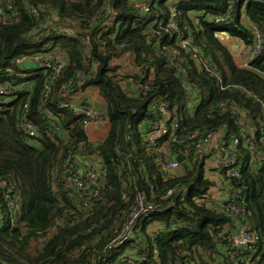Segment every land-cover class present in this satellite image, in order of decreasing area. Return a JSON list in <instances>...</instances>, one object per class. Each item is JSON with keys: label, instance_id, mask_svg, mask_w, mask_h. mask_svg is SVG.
<instances>
[{"label": "trees", "instance_id": "1", "mask_svg": "<svg viewBox=\"0 0 264 264\" xmlns=\"http://www.w3.org/2000/svg\"><path fill=\"white\" fill-rule=\"evenodd\" d=\"M14 5L17 23L0 25V84L29 85L30 91L0 96V183L5 188L12 185L18 196L14 222L0 226V264H224L223 251L235 217L205 202L215 186L205 175L211 153L192 151L179 164L181 173L171 175L162 171L166 156L150 152L143 143L141 129L153 119L148 104L163 96L169 100L172 119L178 121L179 141L193 129L221 133L226 140L230 134L238 136L235 153L242 165L241 178L226 186L216 180L225 189L243 187L237 201L248 227L258 236L252 264H264V162L252 166L234 112L239 109L249 116L256 146L264 152L260 106L264 105V78L259 75L264 73V44L249 68H238L230 50L215 36L225 32L250 48L248 24L264 34V1L235 0L231 11L230 0H198L179 6L181 28L194 32V41L210 57L221 81L219 86L214 77L188 62V79L201 94V102L193 109L186 105L180 79L157 54L154 40L132 25L139 16L131 0H14ZM28 8L37 10L35 18L27 14ZM208 14L227 20L207 22ZM109 17L119 25L113 40L110 32L103 31ZM220 25L222 30H218ZM60 29L70 30L71 36L61 34ZM85 36L89 37L87 45ZM43 55L64 60L46 98L42 89L47 73L27 67L26 62ZM123 57L130 60L129 69L117 63ZM86 58L94 61L95 69L83 86L99 89L108 124L105 138L98 142L88 140L81 114L58 108L67 95L76 92L69 82L84 78ZM143 65L155 68L148 90L127 91L124 82L134 80L135 69ZM62 89L68 94L63 95ZM25 103V117L35 138L18 128ZM50 120L58 126L55 134L50 131ZM183 143L164 137L159 147L169 152ZM67 157L97 163L105 199L87 216L73 208L61 181L52 179L54 168ZM168 190L172 194L165 196ZM138 191L155 206L154 211L140 222L134 239L107 251L106 244ZM2 197L0 187L4 209Z\"/></svg>", "mask_w": 264, "mask_h": 264}, {"label": "built area", "instance_id": "2", "mask_svg": "<svg viewBox=\"0 0 264 264\" xmlns=\"http://www.w3.org/2000/svg\"><path fill=\"white\" fill-rule=\"evenodd\" d=\"M198 0H131L132 9L139 16L136 22L132 23L136 28H142V32L150 40H154L157 54L161 57L163 64L170 68L180 79L181 87L186 95V105L189 109L195 108L201 102V94L199 88L193 84L187 76L188 62H192L193 66L200 73H208L214 77L219 86L221 81L213 71V64L210 57L207 56L200 46L194 41V32L189 28H181L179 17V6L182 4H195ZM264 1V0H258ZM235 4V0H230L229 10L231 11ZM37 10L28 8L27 14L36 17ZM207 22L221 24L225 23L227 17L219 15H207ZM18 14L16 13L14 0H0V25H8L17 23ZM119 25L115 18L109 17L103 23V31L110 32L109 38L113 40L116 37ZM248 30L252 36V45L249 50L241 56L234 58L235 44L232 39L226 40L231 44L230 53L234 58L238 68H249L250 63L263 51L264 34L254 25L248 24ZM55 31V30H54ZM53 30L51 31L54 32ZM65 36H71L70 30H61ZM218 39L221 40V35L225 32H218ZM84 42L89 44V37L85 36ZM238 42L235 44L237 45ZM233 50V51H232ZM35 69H40L47 73V77L43 83L42 97L46 98L50 92L51 86L61 71L64 60L62 58H51L49 56H39L26 61ZM84 78L86 80L93 77L95 63L89 58L83 61ZM11 74L10 70H7ZM264 78V73L259 74ZM155 77V68L153 66L143 65L135 69V79H127L124 86H130L131 93L147 91L150 82ZM72 82L68 86H75L76 92L72 95H67L68 100L61 102L59 109L79 113L83 117L82 128L89 138L93 128L107 127L104 112L98 105L101 104L102 98L97 87L89 85L83 86V81ZM221 88V87H220ZM30 91L29 85L0 84V96H14L23 92ZM63 95L68 94L66 89L61 91ZM80 102V103H76ZM261 121L264 125V105L261 104ZM27 104L22 105L23 114L20 117L18 128L28 137L35 138V130L30 121L25 117ZM147 111L153 115V119L148 122L142 129L143 143L147 146L150 152H161L166 156V163L162 167L165 173H175L180 170V163L176 161V157L180 156L184 160L190 156L192 151L200 152L206 150L212 156L219 155L224 161V166L221 168L219 180H222L224 185L231 180H240L241 164L237 161L236 146L239 143V138L235 134H230L228 139H224L221 133L207 131L202 129H193L188 131L182 138L178 140L177 129L178 121L172 119L169 109V100L166 96L154 97L148 104ZM235 114L238 117V132L245 137L244 145L247 147L252 166L254 168L261 166L264 162V152L256 146V141L253 136V126L249 116L243 111L235 109ZM50 131L55 134L58 132V126L55 122L49 121ZM218 137L213 144V138ZM172 143H183L179 148H174L172 151L166 152L159 147V142L164 138ZM264 144V136H263ZM83 158L67 157L65 162L57 166L53 170L52 179L61 181V186L65 190L67 197L71 201L73 208L81 212L83 216H87L93 212L96 206L104 202V193L102 184L98 174L97 163L93 160H82ZM86 159V158H85ZM124 184V183H122ZM231 184V183H230ZM226 186V185H225ZM3 188V204L4 209L0 205V226L7 222H14V216L17 212L18 196L13 193L12 185L5 188L4 184L0 183ZM243 187L232 185L227 187L226 200L220 201L216 209L224 212L228 216L235 217V226L229 232V242L224 249V264H252L253 258L257 253L258 236L253 229L248 227L245 221V211L238 203V196L241 194ZM172 194L168 190L165 196ZM155 206L146 200L143 192L138 191L133 197L132 203L128 206L127 211L120 223V226L115 230L113 238L106 244L105 249L111 251L116 249L130 240L135 238L138 231V225L143 220L149 218L154 211ZM153 237L155 234L152 235ZM132 263V262H131ZM172 264H186L175 261Z\"/></svg>", "mask_w": 264, "mask_h": 264}, {"label": "crops", "instance_id": "3", "mask_svg": "<svg viewBox=\"0 0 264 264\" xmlns=\"http://www.w3.org/2000/svg\"><path fill=\"white\" fill-rule=\"evenodd\" d=\"M225 39V38H224ZM236 50L234 51V58L236 57V59H237V57H238V59L239 58H241V56L246 52V47H244L241 43H238L237 45H236V48H235ZM123 87L125 88V86L123 85ZM125 89H127V88H125ZM127 91H129L130 92V90H128L127 89ZM76 103H80V102H76ZM98 107H101L102 109H103V105H102V102H101V104L100 105H98ZM107 127H105V128H93L92 129V131H91V134H90V136H89V138H88V140L90 141V142H98V141H101V140H103L104 138H105V136H106V134H107ZM212 159V161H215V157H213L212 155H211V157H209L208 159H207V161H206V163L208 162V161H210ZM82 160H87V161H89L90 160V158H83ZM220 162V161H219ZM219 162L217 161V164H219ZM212 166V165H211ZM213 168H214V172L211 174L212 176H213V178H215V179H219V174H220V171H221V168H219L220 167V165H219V167L216 169V166H212ZM181 173V170H179V171H177V172H175V173H169V174H171V175H176V174H180ZM214 175L215 176H217V178L216 177H214ZM217 182H218V180H217ZM219 183V182H218ZM222 183V182H221ZM220 188H222V190H223V192H224V194H222L221 193V195L220 196H218V197H216V199L212 196V194H210V199H209V204L210 205H212V206H217L218 205V203L220 202V201H223V200H225L226 198H227V189H225V187H223V184H221V186H220ZM157 227V226H156ZM156 227H153V229H156Z\"/></svg>", "mask_w": 264, "mask_h": 264}, {"label": "rangeland", "instance_id": "4", "mask_svg": "<svg viewBox=\"0 0 264 264\" xmlns=\"http://www.w3.org/2000/svg\"><path fill=\"white\" fill-rule=\"evenodd\" d=\"M222 29H223V26L220 25V26L218 27V30H222ZM221 40H222L223 42L227 43V44H225V46H226L228 49H230L231 44L228 43V42H226V41H224L223 39H221ZM246 50L248 51L249 48H247ZM232 51H233V50H232ZM129 62H130V60H129L128 58H126V57H123L122 59H120V60L117 61L118 64L124 66V67H123L124 69H129V68H130V67H129V66H130ZM125 88H127L128 90H131L130 86L125 87ZM127 89H126V90H127ZM217 138H218L217 136L214 137V138H213V141H215ZM213 157L216 158L215 161H212V159H211L210 161H208V162L206 163V166H205V171H206V173H205V175H206L210 180H212L213 182L215 181V186L211 188L210 193H211L212 196L216 199V197L220 196L221 193L224 194V192H223L222 188H220L221 185H220L219 183H217V180H216L215 178H213V176L211 175V174L214 172V168H213L212 166H216V169H217V168L219 167V165H220L219 168H223V166H224V161H222V158H221L219 155H215V156H213ZM217 161H218V162L220 161L219 164H217ZM211 165H212V166H211ZM214 177L217 178V176H215V175H214ZM205 202H206V203H209V200L207 199V200H205Z\"/></svg>", "mask_w": 264, "mask_h": 264}, {"label": "water", "instance_id": "5", "mask_svg": "<svg viewBox=\"0 0 264 264\" xmlns=\"http://www.w3.org/2000/svg\"><path fill=\"white\" fill-rule=\"evenodd\" d=\"M215 36L217 37V34H215ZM226 38H227L228 40L232 39L233 42H234L235 44L237 43V41H236L235 39H233V38H229V36H228L227 34H226ZM221 43H222V42H221ZM235 44L232 46L234 49L236 48V45H235ZM222 45L225 46L224 43H222ZM84 79L86 80L87 77H85ZM175 159H176V161H177L178 163H181V162L183 161L182 157H180V156H177ZM230 183L233 184V181L231 180ZM42 246H43V244H40L39 248H42Z\"/></svg>", "mask_w": 264, "mask_h": 264}, {"label": "bare ground", "instance_id": "6", "mask_svg": "<svg viewBox=\"0 0 264 264\" xmlns=\"http://www.w3.org/2000/svg\"><path fill=\"white\" fill-rule=\"evenodd\" d=\"M220 37H221V39H223L224 41H226V40H227V38H226V36H225V35H221ZM224 38H225V39H224Z\"/></svg>", "mask_w": 264, "mask_h": 264}]
</instances>
